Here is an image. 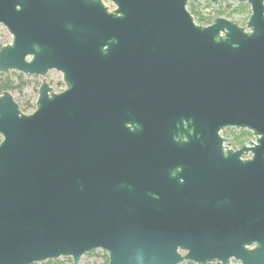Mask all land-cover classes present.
<instances>
[{
	"label": "water",
	"instance_id": "1",
	"mask_svg": "<svg viewBox=\"0 0 264 264\" xmlns=\"http://www.w3.org/2000/svg\"><path fill=\"white\" fill-rule=\"evenodd\" d=\"M109 1L0 0V74L42 77L31 114L0 95V264H264V0Z\"/></svg>",
	"mask_w": 264,
	"mask_h": 264
},
{
	"label": "rangeland",
	"instance_id": "2",
	"mask_svg": "<svg viewBox=\"0 0 264 264\" xmlns=\"http://www.w3.org/2000/svg\"><path fill=\"white\" fill-rule=\"evenodd\" d=\"M104 4L108 6L109 10L115 9V6L109 1V0H103ZM200 10L202 9L203 5L199 4ZM197 9V10H198ZM232 20L239 22L243 25L247 22L248 18L246 16V12L242 14H237L232 17ZM12 37L11 35L7 32L6 28L0 25V48L4 45H7L11 43ZM20 73L18 72H9L8 74H4L5 76H8L10 79L13 81H17L16 75ZM23 77V80L26 82V86L22 89L21 92H18V90H10V94L12 95L14 101L18 104L19 109L24 113V114H31L35 110V103L38 97V88L42 82V77H32L30 75H23L20 74ZM46 81L52 87L54 92L59 93L65 89V85L62 81V75L59 72L56 71H50L48 74L45 76ZM246 132V131H245ZM248 133V132H246ZM250 134V133H249ZM220 135L228 140L236 142L237 137L240 135L239 132L233 131V130H224L220 133ZM249 135L244 136L243 140L248 138ZM2 140V137L0 136V141ZM229 142V143H230ZM104 255H106L105 252L102 250L98 249L93 251L92 253L85 254L79 264H100L104 261ZM57 261H60L62 264H72V260L70 258H60ZM52 262V261H51ZM48 261L43 262V263H36V264H47ZM184 264V263H181Z\"/></svg>",
	"mask_w": 264,
	"mask_h": 264
},
{
	"label": "flooded vegetation",
	"instance_id": "3",
	"mask_svg": "<svg viewBox=\"0 0 264 264\" xmlns=\"http://www.w3.org/2000/svg\"><path fill=\"white\" fill-rule=\"evenodd\" d=\"M199 4L203 5L201 10L200 8L198 9V7L200 6ZM186 8L188 12L191 14L194 23L202 26L211 25L214 19L218 17L231 21L230 19H232V17H234V15L237 14H242L246 12V16L248 19L251 15L250 5L247 4V2L241 3L237 0H218L217 5L211 3L208 0H198L196 3L189 1ZM245 25L244 26L239 25V26L245 27Z\"/></svg>",
	"mask_w": 264,
	"mask_h": 264
},
{
	"label": "trees",
	"instance_id": "4",
	"mask_svg": "<svg viewBox=\"0 0 264 264\" xmlns=\"http://www.w3.org/2000/svg\"><path fill=\"white\" fill-rule=\"evenodd\" d=\"M17 81H13L12 79H10L8 76L4 77V74H0V95L4 92V91H10V90H18V92H21L22 89L26 86V82L23 80L22 75L18 74L16 75ZM249 134L246 133L245 131H241L240 135L237 137V141L234 142L235 146H242L243 145V138L244 136H247ZM47 264H62L60 261H48ZM100 264H107V256L104 255V261ZM184 264H191V263H184ZM213 264H217V263H213Z\"/></svg>",
	"mask_w": 264,
	"mask_h": 264
},
{
	"label": "built area",
	"instance_id": "5",
	"mask_svg": "<svg viewBox=\"0 0 264 264\" xmlns=\"http://www.w3.org/2000/svg\"><path fill=\"white\" fill-rule=\"evenodd\" d=\"M225 130H227V129H225ZM228 130L237 131L239 133L241 131H246V130H237V129H234V128H229ZM246 132H248V131H246ZM226 138H229V137L226 136ZM230 140H231V138H230ZM230 140H229V142H230ZM249 141H254V137L251 135V133H250V136L244 140L243 145H247ZM229 142L228 143H225L224 145H226L227 147L232 148V149H239L241 147V146H235L233 141H231L230 143ZM250 156L251 155L248 154L244 158H250Z\"/></svg>",
	"mask_w": 264,
	"mask_h": 264
}]
</instances>
